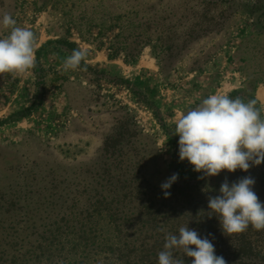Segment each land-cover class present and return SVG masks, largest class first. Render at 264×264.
I'll use <instances>...</instances> for the list:
<instances>
[{
	"label": "rangeland",
	"instance_id": "rangeland-1",
	"mask_svg": "<svg viewBox=\"0 0 264 264\" xmlns=\"http://www.w3.org/2000/svg\"><path fill=\"white\" fill-rule=\"evenodd\" d=\"M4 13L34 33L35 64L0 76V264H157L187 224L228 264H264V230L228 237L208 212L225 178L251 176L264 202V162L198 179L174 135L213 93L264 114V0H0ZM81 236L99 247L62 244Z\"/></svg>",
	"mask_w": 264,
	"mask_h": 264
},
{
	"label": "clouds",
	"instance_id": "clouds-1",
	"mask_svg": "<svg viewBox=\"0 0 264 264\" xmlns=\"http://www.w3.org/2000/svg\"><path fill=\"white\" fill-rule=\"evenodd\" d=\"M16 23L9 13L0 16V29L10 30L0 37V76L23 74L35 64L34 33ZM87 55L86 48L73 49L64 59L62 70H77ZM174 135L179 137V160H186L192 171L200 173L198 179L218 176L223 170L247 172L264 162V114L256 107L255 100L210 94L196 107L179 114ZM177 179L178 174L173 173L161 183L165 198L170 196L169 189ZM254 184L251 176L231 183L225 178L218 194L208 197L209 217H217L224 235L231 237L249 227L264 230V202L254 192ZM208 190V187L203 189ZM177 251L183 256L174 255ZM184 257L191 258L190 264H226L222 256L216 255L213 243L188 224L180 227L178 233L165 236L157 264H186Z\"/></svg>",
	"mask_w": 264,
	"mask_h": 264
},
{
	"label": "trees",
	"instance_id": "trees-1",
	"mask_svg": "<svg viewBox=\"0 0 264 264\" xmlns=\"http://www.w3.org/2000/svg\"><path fill=\"white\" fill-rule=\"evenodd\" d=\"M65 243H66V245H73V246H76V247H78V246H82L83 245V252L86 250V249H88V248H90L91 247V249H93V248H98L99 247V245H100V241H95L94 239H88V238H85L84 236H81V237H77L76 239H73V240H67V242H63L62 241V244L63 245H65ZM59 244H61V240H59ZM38 249H39V252H44L46 249H47V247H46V245H44V249H43V251H41V248L40 247H38ZM37 249V250H38ZM242 250H243V247L239 250V252L234 256V257H232L231 258V262L232 263H235L236 261H238V262H240L241 261V259H242V257L244 256V255H247V251H246V249H245V251H243L242 252ZM43 254V253H42ZM218 256H222L224 259H225V261H226V264H228V259H229V257L227 256V255H224V252L222 251V252H219V254H218ZM48 258V257H47ZM88 258V253L86 254V255H84V256H82V259H81V263L80 264H85V263H87V261H85V262H82L83 260H85V259H87ZM1 263H3V264H12L13 262H11V261H9L8 263H4V261L3 262H1ZM78 263V264H79Z\"/></svg>",
	"mask_w": 264,
	"mask_h": 264
},
{
	"label": "bare ground",
	"instance_id": "bare-ground-1",
	"mask_svg": "<svg viewBox=\"0 0 264 264\" xmlns=\"http://www.w3.org/2000/svg\"><path fill=\"white\" fill-rule=\"evenodd\" d=\"M258 92H259L260 97H264V91L262 89L260 91L258 90Z\"/></svg>",
	"mask_w": 264,
	"mask_h": 264
}]
</instances>
